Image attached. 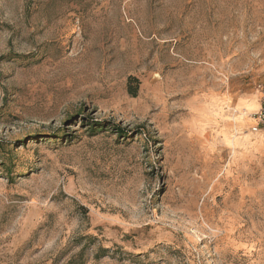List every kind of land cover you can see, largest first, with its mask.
Segmentation results:
<instances>
[{"label":"rangeland","instance_id":"rangeland-1","mask_svg":"<svg viewBox=\"0 0 264 264\" xmlns=\"http://www.w3.org/2000/svg\"><path fill=\"white\" fill-rule=\"evenodd\" d=\"M264 0H0V264H264Z\"/></svg>","mask_w":264,"mask_h":264},{"label":"built area","instance_id":"built-area-1","mask_svg":"<svg viewBox=\"0 0 264 264\" xmlns=\"http://www.w3.org/2000/svg\"><path fill=\"white\" fill-rule=\"evenodd\" d=\"M260 91V107L255 114L256 126L252 128V131L258 132L260 128L264 127V79L261 80L257 85Z\"/></svg>","mask_w":264,"mask_h":264}]
</instances>
